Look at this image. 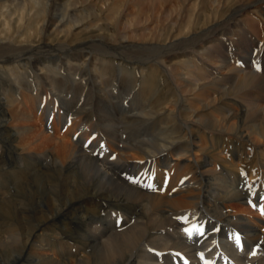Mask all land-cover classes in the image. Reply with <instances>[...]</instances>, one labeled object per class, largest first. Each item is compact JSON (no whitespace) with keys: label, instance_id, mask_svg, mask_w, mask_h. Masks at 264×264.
I'll list each match as a JSON object with an SVG mask.
<instances>
[{"label":"bare ground","instance_id":"bare-ground-1","mask_svg":"<svg viewBox=\"0 0 264 264\" xmlns=\"http://www.w3.org/2000/svg\"><path fill=\"white\" fill-rule=\"evenodd\" d=\"M67 1L42 2L44 22L33 37L21 41L11 35L0 37V82L12 81L13 75L22 77L26 70V75L31 71L39 80L73 83L71 89H81L84 96L73 122L63 118L57 105L46 108L47 118L38 119L42 109L21 92L32 90L24 80L18 83H25L24 88L15 86L26 98L21 106L14 94L12 100L4 99L11 118L0 119V144L23 156L24 166L34 170L0 202L1 220L11 231L9 236L0 233V248L10 256L2 264H26L27 259L40 264H173L162 251L175 250L219 264H264V20L250 16L256 7L263 8L264 0H234L231 5L230 0H216L212 11L197 12L185 30L180 22L169 32L139 35L136 43L120 32L118 17L111 25L116 35L76 39L77 32L70 29L55 43L52 33L63 32L60 27L67 20L80 19L75 13L79 9L74 8L77 3H72L73 12L67 17L58 12ZM181 1L186 5L189 0ZM35 37L42 38L40 44L34 43ZM252 53L263 58L257 67L249 59ZM116 67L122 75L126 69L132 72L134 76L124 81L133 86L141 74L139 90L148 102L138 113L124 112L127 116L122 120L138 128L144 123L149 130L140 142L125 139L124 148L115 143L118 104L109 90ZM61 71L65 78L59 77ZM75 119L83 123L76 126ZM98 121L110 137L98 134L99 139L91 142L87 132ZM89 143L91 148L119 153L118 160L99 162L95 150L88 154L83 149ZM142 160L159 164L155 166L161 168L157 175L165 192L149 193L124 179L122 169H132ZM89 198L101 208L110 203L124 210L123 228L110 232L101 221L96 232L83 235L85 250L79 258L61 261L38 245L37 236L45 225ZM179 218H186V223L182 225ZM194 226L203 234H197ZM221 227L225 228L221 231ZM185 228L193 234L189 236ZM256 244L259 249L253 251ZM191 263L187 259L186 264Z\"/></svg>","mask_w":264,"mask_h":264},{"label":"rangeland","instance_id":"rangeland-1","mask_svg":"<svg viewBox=\"0 0 264 264\" xmlns=\"http://www.w3.org/2000/svg\"><path fill=\"white\" fill-rule=\"evenodd\" d=\"M43 1H46V0H0V37L5 38L6 36L11 35L14 40L17 39V40L21 41L25 38V36L26 37L27 36L33 37L34 34L36 35L39 32L40 28L42 27L41 25L44 22L45 11L43 8V4H44V3H42ZM214 1H216V0H206V1L189 0V1H187L186 5H185L183 3V1H181V0H70V1H67L65 4H63L58 12L62 15V17H67L68 15H71L70 12H73L72 3H77L79 5L78 6L75 5L74 8L79 9L78 11L76 10L75 13L79 16L80 19H73L71 21L67 20L62 25V27H60V29H63L64 31L63 32H58V30L55 31L54 33L51 34V38L53 39V42L57 43V42H59L60 38H62V39L65 38V36L67 35V33L69 32L70 29L74 32H77L76 39H78L80 37H85L88 35H97V34H105V35L113 34V35H116L115 34L116 31L111 25H112V22H114V20H115L114 18L118 17L119 22H120L118 28L120 29V32H122L123 36H126L128 39L131 37L130 42L136 43V42H138L137 39H138L139 35L145 36V34H146V36H150V35L155 34V32H157V33L160 31L163 32V30L166 32H169V31L173 30L175 27L177 28L179 26L178 23H180V22L183 25V26H180V29L185 30L187 28V25L190 24L191 20L193 21L192 18H195V15L197 14V12H200V14L202 15V14L207 13L208 11L210 12V10L212 11L211 6H213L212 4ZM233 2H234V0H230L229 5H231ZM90 5H92V6H90ZM209 5H210V7H209ZM263 8H264V6H263ZM263 8L256 7V9H253V11H254L253 15L250 13V16L252 17V19L258 20V22H261L262 20H264V16H262V15H264V9ZM95 14H96V16H95ZM95 17H98V19H95ZM93 18H94V21H93ZM257 28L260 29L259 25L257 26ZM40 32H41V36H42V30ZM41 39L42 38L39 39L38 37H35V39H33V40L35 41L34 42L35 44H40L41 41H39V40H41ZM263 43H264V41H263ZM249 59L252 62H256L255 67L259 66L263 62L262 56L258 55L257 53H252L250 55ZM116 60H118V58H116ZM118 64H119V62L117 63V65ZM116 70H117L116 71L117 74L115 76L114 85L110 86L109 90L113 91L114 98L117 97V99L116 98L114 99V102H117V104H118V106H115L116 116L118 115L117 116V122L118 123H117V126L115 128L116 134L114 133L115 141H116L115 143L117 144L118 148H124L125 146L123 144V141H125V139L127 141H130L131 143L140 142V138H143L144 136L147 137V134H149V130H148V128L144 127L145 126L144 123H140L143 126L138 128V126L137 127L131 126L132 121H128V120L126 121L125 119H124L125 121L122 120L123 117L127 116V115H125L124 112L133 111L135 109L132 112V114L138 113V111H142L145 107H147L148 102L146 101L144 93L141 90H139L141 87V83H140L141 74L138 73L137 77L135 76L136 77V80H135L136 83L133 86V84L130 83V81L129 82L124 81L125 78L126 79L132 78L134 76V75H132L131 71L129 72V70L126 69L127 72H125V74L122 75L117 67H116ZM23 72L24 73H22L23 74L22 77L17 76V75H13L15 77V79H13L12 81H10L9 78H5L4 82H0V88H1V90H0V119L1 120H3V119L7 120V119L11 118L10 113L6 109L7 106H6V104H4V103H7L5 101L6 100L5 97L6 96L10 97L12 94H14L13 99L16 98V102H17L18 106H21L24 103V100L26 99L25 97L23 98L22 93H26V94H28V97L30 99H35L38 102L37 107L40 106L39 109H42L41 111L40 110L38 111V114L40 115L38 119L47 118L48 112H47L46 108H48L50 105H57V108L61 111L62 115L64 116L63 118H65L66 120L69 119L70 121L73 122V117L77 116L78 112L80 111V108L82 107L81 105H82V100H83L84 96H81L80 94L83 93V91L81 89L76 90V88L71 89L73 83L69 84V82L64 83L61 81H59V82L56 81L55 83H52V82H50L51 80L50 81L49 80L46 81V79H44L45 81L39 80L37 78V76H35V74L29 73L31 71L27 72V74H30V75H26V70ZM65 76H66L65 72L63 73L61 71L59 77L65 78ZM123 76H124V78H122ZM19 77H21V78H19ZM19 80H22L21 82H23V80H24L25 83L28 84L27 86L32 89V90H30V93H28L25 90H21V92H22L21 96L19 93H17V91H16L17 87H15V86H16V83L18 84L20 82ZM5 83H6V85H5ZM24 84L20 83L18 85L20 87L24 88L25 87ZM64 86L66 87V90H65ZM54 87H57V88H54ZM4 88L6 91L4 90ZM135 88H137V90H134ZM61 90H63V91H61ZM50 91L53 92V94ZM47 92H49V93H47ZM57 92H59V94ZM62 93H63V95H62ZM76 93H78V97H77L78 99H76ZM177 94H179L178 91H177ZM2 95H3V97H2ZM59 95H62V96H59ZM64 98L66 101H64V102L61 101ZM10 99L12 100V97H10ZM56 101H58V102H56ZM73 102H74V104H73ZM137 108H139V109H137ZM67 109H69V110H67ZM130 114L131 113H128V115H130ZM118 117H119V120H118ZM75 121L77 122L76 126L79 125V122H80V124L83 123L80 119H79V121H78V119H75ZM127 122H129V124ZM97 123H98V125H96V127H93L92 131L87 132V134L89 133L88 138L91 140V142H93V141H95V139H97V138L99 139L98 134H100L101 136H104L105 138L108 136V139H109L110 136L106 135L104 133L105 132V129L103 128L104 126L100 125L99 121ZM144 129H146V131ZM92 132H97V133L93 134ZM111 132H113V131H111ZM81 133H82L81 129H79V132H77L76 134L80 135ZM90 143L88 144L89 146L83 145V146H85V147H83V149L88 154H92V151L93 152L96 151L97 153L95 152L96 153L95 157L98 158L99 162H101V161L105 162V160H106V162L118 160V154L119 153L114 154L115 152L112 153L111 151H109L110 149H108V148H105L103 151L100 149L101 147L99 149L98 148L97 149L91 148ZM115 150L118 151L120 149H114V151ZM109 152H110V154L112 153V156L110 155V156H108L109 157L108 158L107 155ZM25 161L26 160H25V158H23V156H19L18 154H15V152H13V150H11L10 147L0 144V165H1L0 166V186H1L0 187L1 188L0 189V194H1L0 195V202L8 199L12 194L15 193L14 189H15V186L17 183H21L24 179L30 178L29 173H31L34 169L32 170V168H26L24 166ZM142 162L146 163V164H144L145 166L142 164ZM142 162H140V161H139V163L136 162L134 168H132V169L125 166V168L122 169L124 179H126V181H128L129 183L136 185L138 188L142 189L143 191L146 190V192H149V193H156L157 191L158 192L164 191L162 189L163 188V181L161 178H158V176H160V175H157V174H160L161 168L157 170V168L160 166H155V165H159V164H157L156 162L155 163L153 162L154 164L152 162L148 163L149 161H146V160L145 161L142 160ZM14 163L16 165H18L16 167L17 170L16 169L13 170L15 168ZM132 163H134V162H132ZM141 165H143L142 166L143 169H142V167L140 168ZM137 170H138V172H137ZM11 171H14V173ZM17 171H18V173H17ZM158 171H159V173H158ZM26 172H28V173H26ZM143 172H144V174H143ZM155 172H157V173H155ZM11 173H13L14 175ZM6 175L8 177H6ZM145 176H147V177H145ZM14 178H18V179H16L17 181ZM145 178L147 179V181ZM155 178H157L160 181L157 182L158 180ZM134 180L136 183L134 182ZM137 181H139V183ZM148 181H149V183H148ZM11 182H12V184H11ZM142 182L144 183V186H143ZM159 183H161V184L159 185ZM139 185H140V187H139ZM153 188L154 189L156 188V189L154 190ZM5 190H9V193H7L6 195H2L3 191H5ZM84 205H86L87 207ZM97 206L98 205L94 202V199H91V198H89L88 202H86V203H82V202H80V204L75 203L73 205V207L70 208V212L69 211L65 212L64 213L65 215L62 214L60 217L57 218V220L59 219V221L54 220L50 224L45 225V227H43L41 229L39 235L37 236L38 237L37 241H39L38 245H40V247H42L46 252L49 251L48 253L51 252V254H53V255L55 254L57 258H59V259L61 258V261L65 260L66 258H76V257L79 258L81 256V253L83 252V250H85V246L82 245V242H81L82 239L85 237L83 235L89 234L91 232H96V226H100L101 221L104 224V227L106 228V230L110 231V232L111 231H117V230L120 231V229L123 228L122 226H124V225L121 223L124 222V220H125L124 218H127V215L124 212V210L118 209V207L115 208V206H113L110 203L109 204L104 203V205L102 206L103 208H101L99 206L97 207ZM88 207H89V209H88ZM66 213H68V214H66ZM69 213H71V214H69ZM262 213L263 212L261 211V214ZM115 214L117 215L118 218L115 216ZM81 215L86 217L84 219L85 221L82 220L83 222L81 221V218H80ZM99 215H101V216H99ZM119 215L121 218L119 217ZM123 215H124V218H122ZM96 216L99 218V221L93 222V221H95ZM1 217H0V233L3 232L4 236H6V235L9 236L8 234H11V231H10V228L8 227V223L3 222L5 220H1L2 219ZM112 217H113V222L111 223ZM116 218H117V220H116ZM119 220H120V222H119ZM180 220H182V221H180ZM184 221H186V218L185 219L179 218V222L182 223V225H184V223H186ZM57 222H59V223H57ZM80 222H82L83 224H81ZM131 223H133V219H132ZM3 225H4V227H3ZM89 226L91 227V230H90ZM50 227L53 228L51 231H50ZM59 227H61V228H59ZM83 228H84V230H83ZM223 228H225V227H221V231L223 230ZM7 231H9V232H7ZM180 231H181V228H180ZM235 231H238V230H235ZM43 232L45 234L46 233L47 234L45 235ZM51 234H53L52 237L50 236ZM179 234H180V232H179ZM54 235H55V237H54ZM48 236H50L51 239H49ZM57 239H59L60 241ZM78 241H80V242H78ZM256 246H257V248H256ZM45 247L48 250H46ZM258 249H259V244H256L255 247L253 246V248H252L253 251H257ZM55 250H57V251H55ZM4 252H5V249H3V247H1L0 248V264L3 263V260L6 261L10 257V256H8V254L6 252L5 253ZM162 252L165 256L166 255L170 256V257H167V259H172V260H170L171 261L170 263L173 262V264L174 263L175 264L176 263L177 264H183V263L185 264V261L187 259L190 262H192L191 264H193V262H195V261H196L195 264H198V263L203 264V262H204V264H209V263L210 264H217V261L212 262V261H209L208 259L205 260L202 257H200L201 258L200 259L199 256H198L199 260H196L194 257L190 258L188 254H187V256L184 255L185 253H183L182 250H175V251H172V253H171V251H169V253H171V254H169L167 251L166 252L162 251ZM151 253L150 254L153 255L154 257L157 256V253H153V252H151ZM159 254L157 256L158 258L159 257L164 258L162 256H159ZM161 255H162V253H161ZM176 255H178V256H176ZM180 256H182V257H180ZM1 258H3V259H1ZM176 259L178 261H175ZM159 261H160V259H159ZM25 263L26 264L27 263H29V264L30 263L31 264H35V263L40 264L38 261L32 262V261H30V259L29 260L27 259L25 261Z\"/></svg>","mask_w":264,"mask_h":264},{"label":"snow or ice","instance_id":"snow-or-ice-1","mask_svg":"<svg viewBox=\"0 0 264 264\" xmlns=\"http://www.w3.org/2000/svg\"><path fill=\"white\" fill-rule=\"evenodd\" d=\"M194 229H195V232H196L197 234H200V235L203 234V229H202V228H195V226H194ZM184 231H185V233H187L189 236H191V235L193 234L192 230H190V229L185 228ZM236 242H237V243L240 242V241H239V236L236 237ZM201 256H203V254H201Z\"/></svg>","mask_w":264,"mask_h":264}]
</instances>
